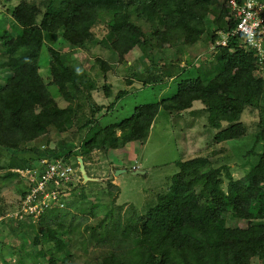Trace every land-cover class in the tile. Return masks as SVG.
<instances>
[{
	"label": "rangeland",
	"instance_id": "1",
	"mask_svg": "<svg viewBox=\"0 0 264 264\" xmlns=\"http://www.w3.org/2000/svg\"><path fill=\"white\" fill-rule=\"evenodd\" d=\"M129 1L139 5V0H124ZM178 2L191 9L188 11L191 14L184 15V26H172L170 21L163 24L164 17L160 19L152 11L142 14L136 6L131 7L130 19L140 27L142 36L137 46L128 50L116 44L117 36L112 32L113 10H98L88 30L89 36L80 44L74 43V36H68V32L42 37L39 74L55 101L51 109L61 113V117L44 134L30 141L16 147L0 146V264L3 261L47 264L51 258L56 264H101L110 251L125 252L122 259L127 261L132 258L130 249L137 247L131 224L146 216L158 198L168 192L180 163L200 159L196 171L200 174L214 171L221 190L226 193L227 175L242 178L250 162L261 152L264 142H256L260 105L255 102L244 107L238 120L242 132L231 140H216L219 129L212 127L205 103L194 101L190 108L181 111L168 110L163 104L145 139L104 150L87 152L83 148L100 129L129 118L135 107L161 102L172 95L183 79L197 76L205 82L215 74L213 40L234 20L235 10L229 0H217L212 5L193 0ZM23 3L36 9L39 23L45 13L62 11L67 0H0L2 31L13 35L18 32L14 29L13 9ZM192 30L201 33L190 36ZM113 42L111 47L109 43ZM51 49L77 72L80 89L75 93L68 83L70 96L60 93L52 83ZM251 51L252 77L264 80V42L261 53ZM6 57L0 43V67ZM240 71L236 68L234 74ZM8 73L0 70V89L8 82ZM92 106L101 107L94 123L80 127L90 116ZM225 126H228L226 122H221L220 129ZM115 133L121 135L119 130ZM56 153H61L60 156L69 153L67 162L75 167L81 160L88 177L84 183H78L80 187H73L62 197L65 211L71 214L60 222L56 219L59 210L44 211L36 218H19L15 212L26 188L24 173L36 168L41 158ZM132 170L143 173L133 174ZM195 192L204 195L202 182L195 186ZM67 201L70 206H66ZM47 214L50 221L46 223L42 217ZM260 222L264 223V219H246L231 212L225 215V225L230 227L260 226ZM129 227V233L123 236ZM248 261V264H264L260 256Z\"/></svg>",
	"mask_w": 264,
	"mask_h": 264
},
{
	"label": "trees",
	"instance_id": "2",
	"mask_svg": "<svg viewBox=\"0 0 264 264\" xmlns=\"http://www.w3.org/2000/svg\"><path fill=\"white\" fill-rule=\"evenodd\" d=\"M193 1L201 5L217 3V0ZM235 1L238 4L243 2ZM138 2L139 5L124 0H67L62 11L45 13L39 23L36 22L37 12L33 6L23 3L14 7L13 23L18 32L13 35L0 27L1 48L7 56L0 70L9 72L8 82L0 89V146L16 147L30 141L44 134L47 127L61 117V113L51 109L55 101L39 74L42 37L45 34L57 36L60 32H68V36H74V43L80 44L89 36L88 30L95 22L98 10H113L112 32L117 36L116 44L122 45V50H128L137 46L142 36L140 27L130 19L131 7L136 6L142 14L152 11L160 19L164 17L163 24L170 21L172 26H184V15L191 14L188 12L191 9L184 8L178 0ZM236 23L235 19H231L224 33L232 31ZM200 33V30H192L189 35ZM217 38L220 37H215L213 43ZM112 44L115 42L109 43L111 47ZM214 48L217 66L209 80L204 82L197 76L183 79L172 95L161 102L135 107L129 118L100 129L83 144V148L87 152L104 150L145 139L163 104L168 110L181 111L190 108L194 101L205 103L212 127L219 129L215 135L218 141L237 138L242 132L238 120L244 107L253 102L259 104L260 129L256 142H264V80H254L252 77V51L245 47L241 35H230L225 45H215ZM49 51L52 83L65 96H70L68 83H71L75 93L79 91L80 82L75 77L77 72L61 61L55 50ZM236 68L241 69L238 74H234ZM100 110L101 107L92 106L90 116L83 120L80 127L93 124L94 116ZM221 122H226L228 126L220 129ZM116 130L121 135L117 136ZM261 146V152L250 162L242 178L233 179L227 175L226 193L221 190L220 180L214 171L208 174L196 171L200 159L180 163V170L175 174L168 192L158 198L146 216L131 224L137 247L130 251L135 260L129 258L123 262L125 252L119 254L110 251L101 264H248V260L254 256L264 258V223L260 222V226L249 224L246 228L225 225L228 212L246 219H264V144ZM60 155L56 153L45 157ZM70 156L69 153L64 155L66 159ZM199 182H202L204 197L195 192ZM70 204L66 202V206ZM251 210H255V213H250ZM59 211L57 222L71 214L65 208ZM45 216L42 218L47 223L50 215ZM115 228L118 229V225ZM129 231L130 227L127 233L123 231V236H127ZM47 264H56V261L51 258Z\"/></svg>",
	"mask_w": 264,
	"mask_h": 264
},
{
	"label": "built area",
	"instance_id": "3",
	"mask_svg": "<svg viewBox=\"0 0 264 264\" xmlns=\"http://www.w3.org/2000/svg\"><path fill=\"white\" fill-rule=\"evenodd\" d=\"M229 4L235 10L236 27L221 34L214 46L225 45L230 35H241L247 48L261 53L264 42V0H243L241 4L229 0ZM67 161L64 156L45 157L39 160L36 168L26 170V190L19 198L16 216L36 218L44 211L65 207L62 197L82 182L79 167Z\"/></svg>",
	"mask_w": 264,
	"mask_h": 264
},
{
	"label": "water",
	"instance_id": "4",
	"mask_svg": "<svg viewBox=\"0 0 264 264\" xmlns=\"http://www.w3.org/2000/svg\"><path fill=\"white\" fill-rule=\"evenodd\" d=\"M78 167H79V170L78 171H79V173H80V175L82 177V182L84 183L85 180L88 179V177L85 174L84 165H83V163H82L81 160L80 161L78 160ZM122 171H124V170H122ZM132 173L133 174H138V173H143V171H141V170H134V171H132Z\"/></svg>",
	"mask_w": 264,
	"mask_h": 264
},
{
	"label": "crops",
	"instance_id": "5",
	"mask_svg": "<svg viewBox=\"0 0 264 264\" xmlns=\"http://www.w3.org/2000/svg\"><path fill=\"white\" fill-rule=\"evenodd\" d=\"M130 143H131V142H130ZM129 146H131V144L128 145V147H129ZM113 169H115V168L113 167ZM132 171H133V170H132ZM113 182H114V184H117L116 180H114ZM117 186H118V184H117Z\"/></svg>",
	"mask_w": 264,
	"mask_h": 264
}]
</instances>
